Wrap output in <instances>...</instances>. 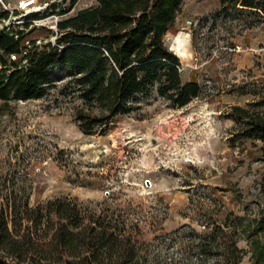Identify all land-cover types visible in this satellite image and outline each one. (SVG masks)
<instances>
[{
    "label": "rangeland",
    "instance_id": "rangeland-1",
    "mask_svg": "<svg viewBox=\"0 0 264 264\" xmlns=\"http://www.w3.org/2000/svg\"><path fill=\"white\" fill-rule=\"evenodd\" d=\"M24 2L0 0L12 11L0 31L45 15L31 29L47 28L50 35L36 33L38 43H55L66 0L22 9ZM97 5L80 0L63 17ZM165 43L183 79L201 87L184 108L154 89L137 96V109L115 118L106 134L87 136L76 120L86 106L78 94L61 92L63 83L41 100L0 101V211L7 199L17 205L21 235L32 229L39 244L49 243V226L33 231L27 218L62 200L130 238L141 264H204L211 258H204L200 234L231 213L235 225L259 219L263 144L247 136L235 109L264 115V11L184 0ZM149 136L159 143L152 147ZM238 247L249 249L244 239ZM241 264H254L252 254Z\"/></svg>",
    "mask_w": 264,
    "mask_h": 264
},
{
    "label": "trees",
    "instance_id": "trees-1",
    "mask_svg": "<svg viewBox=\"0 0 264 264\" xmlns=\"http://www.w3.org/2000/svg\"><path fill=\"white\" fill-rule=\"evenodd\" d=\"M79 1L66 0L58 11L63 19L57 23L55 43L39 44L36 33L50 31L31 29L33 21L45 15L0 31L1 102L41 100L63 83L61 92L78 94L84 102L86 108L77 111L76 120L85 135L94 136L110 131L115 118L137 109V96L154 89L176 108L199 97L200 85L183 79L180 59L165 43L184 0H98L95 7L63 17ZM218 1L221 6L264 11V0ZM9 18L0 4V22ZM235 110L247 136L262 142L264 156V115ZM80 212L67 201L55 200L34 216L29 213L33 231L49 226V243L39 244L32 229L20 234L16 220L23 215L7 199V210L0 211V264H141L130 238L121 239L114 227ZM232 215L198 236L204 258H211L204 264H241L248 253L254 264H264V211L248 224H233ZM242 239L248 251L238 247Z\"/></svg>",
    "mask_w": 264,
    "mask_h": 264
},
{
    "label": "built area",
    "instance_id": "built-area-1",
    "mask_svg": "<svg viewBox=\"0 0 264 264\" xmlns=\"http://www.w3.org/2000/svg\"><path fill=\"white\" fill-rule=\"evenodd\" d=\"M35 2H36V0H26V2H24V3H21V8L22 9H26L27 7H29V6H31V5H33V4H35ZM7 11H9L10 13L12 12L11 10H7ZM14 58V57H13Z\"/></svg>",
    "mask_w": 264,
    "mask_h": 264
},
{
    "label": "water",
    "instance_id": "water-1",
    "mask_svg": "<svg viewBox=\"0 0 264 264\" xmlns=\"http://www.w3.org/2000/svg\"><path fill=\"white\" fill-rule=\"evenodd\" d=\"M148 139H149L152 147L159 143V141L152 136L151 137L149 136Z\"/></svg>",
    "mask_w": 264,
    "mask_h": 264
}]
</instances>
